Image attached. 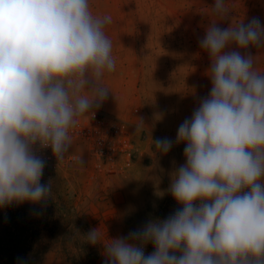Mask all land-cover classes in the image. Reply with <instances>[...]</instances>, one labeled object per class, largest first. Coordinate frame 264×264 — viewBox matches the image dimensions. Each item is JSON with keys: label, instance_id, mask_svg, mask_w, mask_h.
I'll return each instance as SVG.
<instances>
[{"label": "clouds", "instance_id": "1", "mask_svg": "<svg viewBox=\"0 0 264 264\" xmlns=\"http://www.w3.org/2000/svg\"><path fill=\"white\" fill-rule=\"evenodd\" d=\"M212 11L219 21L231 13L226 0ZM110 23L93 16L89 0H0V207L53 196L37 145L63 161L70 130L111 93L101 82L116 67ZM199 45L212 86L177 131L186 162L169 191L181 207L127 237L104 241L99 228L82 236L103 246L105 264H264V73L250 51L264 49V25L212 21ZM152 145L166 154L173 141Z\"/></svg>", "mask_w": 264, "mask_h": 264}, {"label": "rangeland", "instance_id": "2", "mask_svg": "<svg viewBox=\"0 0 264 264\" xmlns=\"http://www.w3.org/2000/svg\"><path fill=\"white\" fill-rule=\"evenodd\" d=\"M215 0H89L95 8L121 18L112 42L115 71L102 84L111 93L99 108L123 120L140 153L122 176H97L87 152L81 161L59 169L44 168L41 183L53 185L46 203L0 207V264H105L102 245L82 240L99 228L104 241L127 237L150 220H164L181 205L169 191L173 173L186 162L177 131L191 118L211 89L210 58L199 45L212 21L258 18L264 25V0H226L230 17L219 21ZM107 9H109L107 11ZM257 71L264 73V49H250ZM91 95V93H88ZM143 123V131L136 127ZM169 138L166 154L152 140ZM145 255L154 251L148 243Z\"/></svg>", "mask_w": 264, "mask_h": 264}, {"label": "built area", "instance_id": "3", "mask_svg": "<svg viewBox=\"0 0 264 264\" xmlns=\"http://www.w3.org/2000/svg\"><path fill=\"white\" fill-rule=\"evenodd\" d=\"M70 135L71 150L61 162L57 161L50 147L40 149L37 145V155L45 160V167L59 169L78 164L81 161L78 150L84 148L94 175L122 176L140 153V136L136 138L119 117L100 109L95 111L93 118L91 114L82 117L79 124L70 130Z\"/></svg>", "mask_w": 264, "mask_h": 264}, {"label": "crops", "instance_id": "4", "mask_svg": "<svg viewBox=\"0 0 264 264\" xmlns=\"http://www.w3.org/2000/svg\"><path fill=\"white\" fill-rule=\"evenodd\" d=\"M109 9H107V11H108ZM113 14H108V13H105L104 12V8H95V13H94V15L93 16H95V17H101V18H103L104 16H111V23L110 24H107L106 26H105V34H106V32L107 31H112V30H114V31H116V29L119 27H117V25H119L120 24V22H121V18H117V17H115V16H112ZM120 28V27H119Z\"/></svg>", "mask_w": 264, "mask_h": 264}]
</instances>
